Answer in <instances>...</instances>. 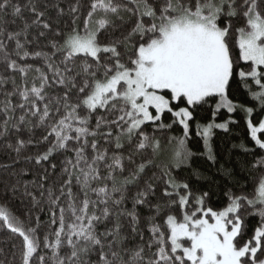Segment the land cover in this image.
Masks as SVG:
<instances>
[{"label": "snow or ice", "instance_id": "6c2138e0", "mask_svg": "<svg viewBox=\"0 0 264 264\" xmlns=\"http://www.w3.org/2000/svg\"><path fill=\"white\" fill-rule=\"evenodd\" d=\"M233 83L255 106L232 98ZM204 106L210 118L201 123ZM238 112L253 146L232 148L254 156L248 167L258 175L251 192L229 189L214 208L211 191L193 186L206 179L198 169L180 177L173 168L197 155L187 147L193 121L199 155L215 165L213 130L230 132ZM257 112L264 0H0V142L16 154L12 164L43 169L24 194L48 215L25 223L0 206L19 264H264ZM173 125L183 135L169 138L170 162L156 165L155 133ZM29 146L36 151L25 155Z\"/></svg>", "mask_w": 264, "mask_h": 264}, {"label": "trees", "instance_id": "16d2710c", "mask_svg": "<svg viewBox=\"0 0 264 264\" xmlns=\"http://www.w3.org/2000/svg\"><path fill=\"white\" fill-rule=\"evenodd\" d=\"M64 23H68L65 19ZM241 20H235V26H241ZM10 27H12L10 25ZM10 87V86H9ZM230 95L237 102L245 103L248 106H255V102L251 101L247 94L238 89L237 85L233 83L230 89ZM196 120L201 123H206L210 118V113L207 111V106L203 108H197L195 112ZM234 119L238 121V124L231 125V131L225 133L221 130H213L214 135L212 138V147L217 155V163L212 165L205 157L199 155L203 152V141L195 134V121L192 122L190 129V136L187 140V147L197 153L191 160V167L173 168V173L180 177H188L191 175L193 169H198L206 179L197 181L193 177V186L198 187L201 190L211 191V199L209 204L214 208H221L226 203V197L224 193L227 190H232L236 194L244 192H251L253 180L258 175L254 170H250L248 164L254 160V156L245 154L239 149L232 148L233 144H239L241 142L246 143L249 147H252V142L248 139L247 130L243 120V113L233 114ZM261 116H264V112H257L253 114V120H258ZM226 118L222 112L218 120ZM170 117L166 114L164 122L168 123ZM146 131L150 134L153 131V126L148 125ZM156 137L161 141V151L153 159L156 165L169 163L171 159L172 145L168 143L169 138L181 137L183 135V129L179 125H173L170 129H162L155 133ZM36 151L32 146H29L24 154H30ZM256 155H259V150H255ZM146 155H151V149H148ZM16 154L10 152L3 147V143L0 142V165L11 164L9 168L0 167V206L6 207L13 215L19 217L25 223L28 222L29 217L34 221L35 216L39 215L42 221L48 220L47 206L43 205V211L39 208H33L29 197L25 196L24 185L29 184L30 190L36 191L32 181H39L40 176L43 174V169L29 164L23 159L18 164H12ZM223 164L226 168L232 169L233 174L231 176H225L222 172L218 171L220 165ZM22 169L27 170V174L21 173ZM159 169L155 166L151 167L148 172L151 175L153 172H158ZM54 179V178H53ZM16 189L14 192L13 189ZM131 205L129 204V207ZM258 217H249L248 226L249 229L257 223ZM2 223V222H0ZM16 245V247H13ZM7 264H19V240L9 230L0 226V264L3 262Z\"/></svg>", "mask_w": 264, "mask_h": 264}]
</instances>
